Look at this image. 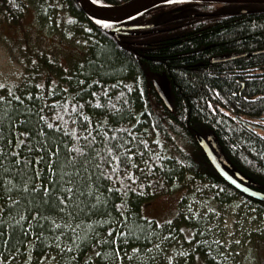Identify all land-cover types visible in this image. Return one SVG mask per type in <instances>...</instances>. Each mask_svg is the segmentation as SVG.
Returning a JSON list of instances; mask_svg holds the SVG:
<instances>
[{
  "label": "trees",
  "instance_id": "obj_1",
  "mask_svg": "<svg viewBox=\"0 0 264 264\" xmlns=\"http://www.w3.org/2000/svg\"><path fill=\"white\" fill-rule=\"evenodd\" d=\"M216 4H163L114 30L75 0H0V38L24 66L0 87V264H153L175 232L179 264H225L185 199L264 219V201L222 179L196 138L211 134L224 169L264 194V4ZM174 191L171 217L147 215Z\"/></svg>",
  "mask_w": 264,
  "mask_h": 264
},
{
  "label": "rangeland",
  "instance_id": "obj_2",
  "mask_svg": "<svg viewBox=\"0 0 264 264\" xmlns=\"http://www.w3.org/2000/svg\"><path fill=\"white\" fill-rule=\"evenodd\" d=\"M220 8V4H216ZM31 13H25L18 25L23 27L32 20ZM2 30L11 38L18 35L15 29L4 26ZM10 41L0 38V87L15 84L23 73L22 55L19 49L10 48ZM159 84L166 91L164 78ZM166 93V92H165ZM180 192L174 191L165 196L159 195L149 202L147 215L155 217L158 223L171 217L176 209V199ZM182 212L190 219L202 220V232H207L205 241L222 246L221 259L225 264H264V219L247 209L240 202L220 205L205 199L187 197ZM205 221V222H204ZM199 231V230H198ZM171 247H163L162 252L155 250L148 259L153 264H179L186 251L177 232ZM172 236L169 237V241ZM119 264H129L131 256L124 261L120 256ZM153 259V260H152ZM220 259V260H221ZM39 264H55L51 259L39 260Z\"/></svg>",
  "mask_w": 264,
  "mask_h": 264
},
{
  "label": "water",
  "instance_id": "obj_3",
  "mask_svg": "<svg viewBox=\"0 0 264 264\" xmlns=\"http://www.w3.org/2000/svg\"><path fill=\"white\" fill-rule=\"evenodd\" d=\"M76 3L80 6L84 15L88 16L91 21L95 24L99 20H107L111 22V27L106 28L118 30L122 28L121 23L127 22L130 18L140 15L143 12L149 11L152 8L161 6V5H172L175 3H219V4H264V0H128L126 2L120 3L119 5L105 4L102 1L97 3L95 0H75ZM120 25V26H119ZM135 28V26L127 27ZM241 54L231 56L229 58H236ZM224 58L212 59V62L223 61ZM154 87L158 92V95L162 98L165 105L169 107L168 98L164 95L160 86L157 85V82L154 81ZM197 142L200 148L203 149L206 158L212 164L213 168L216 169L217 173L221 176L222 179H225L233 188L240 191L244 195H247L253 199H259L264 201V194L260 191L250 189L245 183L246 179L242 178L238 173H235L231 176L226 169H224L225 158H223L220 148L215 140V138L210 134L206 138L201 136H196Z\"/></svg>",
  "mask_w": 264,
  "mask_h": 264
},
{
  "label": "snow or ice",
  "instance_id": "obj_4",
  "mask_svg": "<svg viewBox=\"0 0 264 264\" xmlns=\"http://www.w3.org/2000/svg\"><path fill=\"white\" fill-rule=\"evenodd\" d=\"M96 2H97V3H100L101 0H96ZM98 23H100V24H102V25H105V26H107V27H111V26H112V25H111V22H110V21H107V20H99ZM0 99H2V98H0ZM109 151H111V149H109ZM113 159H115V158H113ZM127 174H128V175H131L130 173H127ZM97 255H99V254L97 253Z\"/></svg>",
  "mask_w": 264,
  "mask_h": 264
},
{
  "label": "bare ground",
  "instance_id": "obj_5",
  "mask_svg": "<svg viewBox=\"0 0 264 264\" xmlns=\"http://www.w3.org/2000/svg\"><path fill=\"white\" fill-rule=\"evenodd\" d=\"M96 1V0H95Z\"/></svg>",
  "mask_w": 264,
  "mask_h": 264
}]
</instances>
